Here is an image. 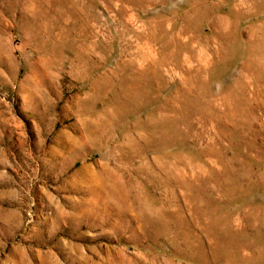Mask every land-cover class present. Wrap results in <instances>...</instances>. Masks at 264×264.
Here are the masks:
<instances>
[{"label": "rangeland", "instance_id": "1", "mask_svg": "<svg viewBox=\"0 0 264 264\" xmlns=\"http://www.w3.org/2000/svg\"><path fill=\"white\" fill-rule=\"evenodd\" d=\"M0 264H264V0H0Z\"/></svg>", "mask_w": 264, "mask_h": 264}]
</instances>
